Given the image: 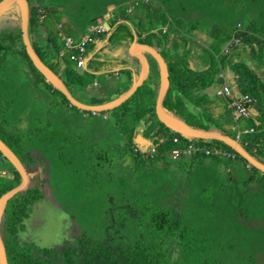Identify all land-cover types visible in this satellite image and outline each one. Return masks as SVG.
<instances>
[{"label":"rangeland","instance_id":"rangeland-1","mask_svg":"<svg viewBox=\"0 0 264 264\" xmlns=\"http://www.w3.org/2000/svg\"><path fill=\"white\" fill-rule=\"evenodd\" d=\"M136 1L141 5L148 2L150 6L163 10L180 23L183 33L188 34L186 31L190 27L205 33L208 38L192 34L195 39L202 40V45L211 43L209 37H213L215 31L220 38L216 36L211 44L219 43L232 32L237 22L244 26L253 21L257 28L264 23V0L45 2L54 10L55 20L64 18L67 32L79 34L90 24L95 25L96 17L116 14L120 8ZM136 13L137 16L144 14V7L138 6ZM12 16L6 14L0 18L1 29L9 23L19 24L18 18ZM131 17L136 18L134 14ZM100 40L105 42V48L117 47V43L109 41L107 36ZM201 54L205 61L203 49ZM165 55L168 59V52ZM27 65L23 57L12 53L0 67L1 114L8 121L18 119L14 116L21 114L25 126L30 122V126L22 130L14 125L12 129L25 134L29 138L27 145L40 150L48 159V171L30 170V177L38 173L33 182L44 180V199L33 205L24 220L23 235L27 242L50 247L75 242L80 234L101 238L109 196L116 200L125 196L129 201L140 197L153 200L155 205L158 201L168 200L173 216L180 222L166 235L163 231L150 229L147 222L152 211H148L141 215L139 220L142 223L138 226L131 224L134 221L125 225L126 233L131 237L142 233L147 240L162 241V248L171 245L170 264H264L263 174L235 164L231 166L232 176H237L238 180L233 181L224 170V162L219 163L210 157L201 164L198 161L186 164L182 159L165 157L156 160L152 166H136V154L110 116L105 118L101 114L75 110L67 104L57 103L58 95L53 94L49 96L52 104L45 115L36 114L38 117L35 118L33 110L26 111L24 108L28 102L23 92L12 88L10 78L17 81L15 71ZM125 77L123 72L120 76L102 72L94 79L98 84L94 94L113 98L114 89L122 87ZM6 101L9 102L8 110ZM247 124L242 121L243 126H237L236 131L247 128ZM5 164L0 161V168ZM250 176L251 181H248Z\"/></svg>","mask_w":264,"mask_h":264},{"label":"trees","instance_id":"trees-1","mask_svg":"<svg viewBox=\"0 0 264 264\" xmlns=\"http://www.w3.org/2000/svg\"><path fill=\"white\" fill-rule=\"evenodd\" d=\"M44 1L46 0H38L42 6H46ZM138 6L144 7V14L137 16ZM6 14L18 18L16 9L11 10L10 8L3 16ZM131 14L137 17L133 20ZM115 16L116 18H122L123 21L117 24L112 21L110 34L107 36L109 41H115L117 45L127 46L133 41V30L137 42L158 48L166 59L170 84L163 99L164 108L191 126L205 130H217L233 138L236 137L235 124H239L249 116L239 122L234 121L232 107L228 106L227 103L217 115L212 114L208 111L210 100L207 88L213 85L217 86L221 80L219 75L221 67L231 61L234 66L238 64L241 68L237 78L238 84L242 83L241 91L257 96L258 86L252 84L249 81L250 79L247 80L246 78L247 76L249 78L254 77L248 64L244 62L236 63V60L231 59L230 55H232V50L237 48V45L252 46L254 42H260L261 39L258 36L264 32V26L257 28L256 23H252L250 29L256 34L260 33L258 36L248 33L236 34L239 43H234L228 52L221 51V44L225 40H229L232 32L230 31L224 38L220 39L219 43L212 45L211 43L216 36L220 38L216 35L217 31H215L213 37H209L211 43L203 48L205 61H202L201 67L196 68L189 64L194 55H197L196 43L191 39L192 32L196 31L195 28L190 27L186 31L189 32L188 34L183 33L182 26L178 21L168 17L157 6H150L148 2L144 5L138 4L132 12H127V7L124 6L116 12ZM99 18L96 17V23ZM50 19V14H46L43 19H39L35 9L30 7L28 32L31 44L39 57L61 77L70 93L78 100L87 104H99L112 99L102 96L97 97L94 94L92 87L96 75L86 69L77 67L76 63L70 59V51L64 48L58 28L55 27L54 21L50 23ZM164 28L165 30H163ZM187 35H190V37ZM96 37L103 39L106 37V32L96 33ZM167 52L168 59L165 55ZM12 53L23 57L28 62L27 68L36 81L44 84L53 95H58L59 100L57 103L67 104L75 110L92 114V111L81 110L70 105L66 97L45 80L44 76L32 64L24 49L19 24L9 23L5 28H0V67L7 55ZM199 56L203 59L201 53ZM130 83L129 78L127 84L115 90L114 97L127 90ZM158 83V67L156 61L151 58L150 72L143 84L118 106L98 112L105 118H109V116L113 118L125 142L131 146L132 152L136 154L134 157V161L137 163L136 166L139 165L141 168L152 166L151 164L155 163L156 160L165 157L171 158V150L179 148L180 154L178 157L171 159H182L186 164L197 163V161L198 164H201L206 158H214L219 163L224 162V170L231 175L229 176L233 181L238 180L237 176H232L231 166L235 164L239 168L250 169L252 172H259L264 175L222 141L188 138L170 130L160 122L154 111ZM5 105L7 108L9 102L6 101ZM1 112L2 110H0V138L17 154L28 170L35 169L36 165L46 158L45 154L40 150L34 153V148L27 145L26 140L29 138L23 133L10 129L8 121ZM262 113L263 116L259 122L253 119L248 120L247 127H253V131L245 134L240 141L255 158L264 163V110ZM33 128L36 129V127ZM138 133L142 137L150 139L152 145L142 149L135 141ZM173 137H177L176 142L173 141ZM189 144L203 150L206 148L211 150L220 149L226 153L234 154V156L214 153L213 151L205 154L204 151L197 150L191 154H186L185 149ZM152 146L155 151L151 156L149 150ZM0 157V161L6 163L0 168L1 196L4 192L16 186L21 178L14 166L1 152ZM41 170L48 171V167L44 166ZM36 177H38V174L30 177L27 187L8 200L2 214L1 231L9 264H170L169 254L171 248L173 249L171 245L162 248V241L147 240L142 233L131 237L125 230V225L129 222L134 221L131 224L138 226L141 222L139 220L141 215L152 211L147 225L150 229L163 231L166 235L169 234L171 228L177 226L180 220L173 216L172 206L168 200L165 202L158 201L155 205L151 199L134 197L133 200L130 198L129 201L125 199V196H121L118 200L109 196V205L105 212L106 224L101 238L80 234L75 242H66L50 247H39L32 242H27L23 235L24 220L28 218L33 205L44 199L42 190L44 180L33 182ZM248 178L247 180L251 181V176Z\"/></svg>","mask_w":264,"mask_h":264},{"label":"crops","instance_id":"crops-1","mask_svg":"<svg viewBox=\"0 0 264 264\" xmlns=\"http://www.w3.org/2000/svg\"><path fill=\"white\" fill-rule=\"evenodd\" d=\"M44 4L46 5L44 7L48 8V10H49L48 14H50L51 19L54 21V24L56 25L55 27L58 28V33L61 35L62 38L64 35H71L74 38H78L87 32L88 28H86L87 30L85 29L84 32H81L79 34H72L70 32H67L65 29L64 18H62L61 20H55L53 18L55 15L54 10L45 1H44ZM112 15L113 16L107 21V23L104 22L103 17L99 18V20H98V21L101 20L102 23L105 25V27L108 28V30L106 31V36H108L110 34V32H109L110 24L112 23L110 20H112L114 22V24L115 23L117 24V23H120L123 21V19L120 17L116 18L114 12ZM114 20H116V21H114ZM252 23H255V22L252 21V22L247 23L246 25L243 26L242 23L237 22L236 26L232 30V34H231L229 40H226L222 44L221 51H223L225 45L233 37H236V34L248 33V34H255V36H258V34H260V33L256 34L255 32L252 31V29H250V27H252L251 26ZM58 24H60V26H58ZM262 24L264 25V23H260V26H263ZM91 25H93V24H90V26ZM132 32H133V39H134V37H136V34L134 33L133 30H132ZM196 33H198V35L201 34L200 35L201 37L203 35H206L205 33L197 32V30L194 31V33H192V34H196ZM92 37H93V40L87 45V53L85 56V63L81 67V69H84V70L86 69L96 76L100 75L102 72L113 73L114 76H120L121 72H123L126 75V77L124 79V84H126L130 78V81H131L130 85H131L132 81L135 79V76L139 73V69H140L138 59L136 57L132 56L130 51H129V46L132 42L125 47L123 45H117V47L109 49V48H105V46H104L105 42L104 41H102L96 37V32H94V35H92ZM206 37L208 38V35H206ZM258 37L261 39L260 42H258V43L254 42L252 44V46L237 45V48H234V50H232V53L230 52L232 54V55H230L231 59L236 60V63L244 62V63L248 64V67L253 72L254 77L249 78V76H247L246 78H247V80L250 79L249 81L252 84H255L258 86L259 92H258L257 96H254L252 94L250 95V93H248V92L246 93V92L241 91L240 87H241L242 83L238 84V82H237L238 74L240 73L241 68L238 66V64H236V66H234L231 61H228L224 66L221 67L220 74H219L221 80L218 82L217 86L213 85V86L207 88V93H208L209 100H210L209 104H208V111H210L212 114L217 115L221 111V109L225 105V103H227V105L229 106L228 97L219 93V91L222 89V87L224 85H227V86H229L232 95L235 97H239L243 94H248L249 96L255 98V102H253L249 106V118H247L243 121L248 122L249 119H253L256 122H259L261 120V118L263 116L262 112L264 110V34H260V36H258ZM191 39H192V41H194L196 43L195 45L197 47V50H196L197 55H194V57L191 59L189 64H190V66H194V67L198 68V67L202 66V61H203L202 57H200L199 54L201 53V49L208 46L207 45L208 42L206 41V39H204L207 43H206V45H202V44H200L202 40L195 39V37H193V36H191ZM135 41H137V39H135ZM146 55H148V54H146ZM92 59H93V62L90 63V61H92ZM100 65H102L104 67L101 68ZM124 69H126V71H124ZM14 76H17L16 77L17 81H15V79L13 80L12 77L10 78L12 88L14 90L19 89L21 92H23V95L25 96V98L28 102V104L25 106L24 109H26V111H28V112L33 110V112L35 114L34 115L35 118L38 117L36 114H42V115L44 114L45 115L47 113L49 107L52 104L51 100H49V96L52 95L51 91H49L44 86V84H42L39 81H36L34 79L35 77L33 76V74H31L29 72V69L26 66L22 67L20 70L15 71ZM124 84H122V86ZM97 85H98L97 82L94 81L92 90H95ZM118 87L119 86H117L114 89L113 94H115V92H116L115 90ZM227 100H228V102H227ZM10 105H11V103H10ZM9 108L10 107L8 105L7 110ZM35 108H37V109L34 110ZM38 110H39V113H37ZM97 114H98V112H96V115ZM17 115L14 116V118L16 117L18 119H11V121H8V119H6L8 121V126L11 127L10 129H12V125H14L16 127V129L18 128L19 130H22L26 126H30V122L26 126H25V124H23L22 118L20 116L21 114H17ZM235 126L236 127L237 126L242 127L243 125H242V122H240L237 125L235 124ZM14 129L15 128H13L12 130H14ZM138 145L142 149H145L148 146V145L142 146L140 144H138ZM33 152L36 153L37 150L34 149ZM47 165H48V159L44 158V159H42V161L40 163H38L36 165L35 169H41L44 166L48 167Z\"/></svg>","mask_w":264,"mask_h":264},{"label":"water","instance_id":"water-1","mask_svg":"<svg viewBox=\"0 0 264 264\" xmlns=\"http://www.w3.org/2000/svg\"><path fill=\"white\" fill-rule=\"evenodd\" d=\"M12 7H15L17 10L21 40L32 64L44 76L45 80H47L54 88L59 90L66 97L70 105H73L81 110L93 112H102L118 106L126 99H128L136 91V89L141 86L143 82L147 79L150 72V62L146 55L148 54L151 58L156 61L159 74V83L154 109L157 119L170 130L177 132L185 137L198 139H216L222 141L223 143L231 147L237 154L243 157L248 162V164L264 173V163L255 158L237 139L227 134H223L222 132L217 130H205L191 126L180 118L172 115L164 108L163 99L167 93L170 84L169 70L167 61L158 48L146 43L137 42L135 41L137 37H134L132 43L129 46V51L132 56L138 59L140 69L139 73L135 76V79L132 81L130 87L123 93L108 101L99 104H87L78 100L70 93L69 89L67 88L61 77L55 71H53L45 62H43V60L34 50L28 32L30 14L28 0H0V18ZM135 141L142 146L152 145V141L150 139L142 137L140 133L136 135ZM0 152L6 159L10 161V163L17 170L21 178L20 182L16 186L7 190L0 196V264H9L4 237L1 231L2 214L8 200L27 187L30 179V170L26 168L22 160L1 138Z\"/></svg>","mask_w":264,"mask_h":264},{"label":"built area","instance_id":"built-area-1","mask_svg":"<svg viewBox=\"0 0 264 264\" xmlns=\"http://www.w3.org/2000/svg\"><path fill=\"white\" fill-rule=\"evenodd\" d=\"M29 7H33L36 11L37 16L39 19H43L46 14H48L49 10L42 6L38 0H28ZM139 3L138 1L129 3L127 6V12H132ZM113 13H106L105 16L103 17V20L105 23L113 16ZM60 26V24H58ZM108 28L105 27V25L102 23V21H98L95 25H91L87 32L81 35L78 38H74L71 35H64L63 36V45L66 50L70 51V59L76 63L77 67H82L85 63V56L87 53V45L93 40L92 33H103L106 32ZM165 30V28L163 29ZM238 44L239 43V38L233 37L224 47L223 51L228 52L230 47L233 44ZM220 94L225 95L229 99V105L232 107V117L233 120L236 122H239L243 118H247L249 116V106L255 102V98L249 96L248 94H243L239 97H235L232 95L231 90L229 86L224 85L222 89L219 91ZM92 113H96L93 112ZM253 131V127H247L245 129H240L238 128L236 131V137L237 140H241V138ZM173 141H177V137H173ZM241 142V141H240ZM246 143V141H245ZM243 145V144H242ZM204 151L205 154L212 153H220L223 155L231 156L233 157L234 154L231 153H226L220 149H202L200 147L193 146L192 144H189L187 148L185 149L186 154H191L194 151ZM155 148L152 146L149 150V155L152 156L154 153ZM180 154V149L179 148H174L171 150L170 156L171 158H177L178 155ZM1 159V157H0Z\"/></svg>","mask_w":264,"mask_h":264},{"label":"flooded vegetation","instance_id":"flooded-vegetation-1","mask_svg":"<svg viewBox=\"0 0 264 264\" xmlns=\"http://www.w3.org/2000/svg\"><path fill=\"white\" fill-rule=\"evenodd\" d=\"M159 51H160V50H159ZM147 58H148V60H149V62H150V64H151V57L147 55Z\"/></svg>","mask_w":264,"mask_h":264}]
</instances>
